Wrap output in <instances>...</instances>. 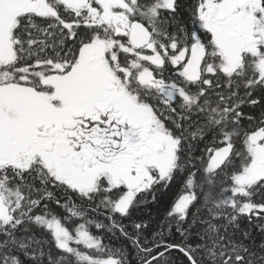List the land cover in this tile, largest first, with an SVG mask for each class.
<instances>
[{
	"label": "snow or ice",
	"instance_id": "obj_1",
	"mask_svg": "<svg viewBox=\"0 0 264 264\" xmlns=\"http://www.w3.org/2000/svg\"><path fill=\"white\" fill-rule=\"evenodd\" d=\"M0 264H264V0H0Z\"/></svg>",
	"mask_w": 264,
	"mask_h": 264
},
{
	"label": "trees",
	"instance_id": "obj_2",
	"mask_svg": "<svg viewBox=\"0 0 264 264\" xmlns=\"http://www.w3.org/2000/svg\"><path fill=\"white\" fill-rule=\"evenodd\" d=\"M177 194H178V190H177Z\"/></svg>",
	"mask_w": 264,
	"mask_h": 264
}]
</instances>
